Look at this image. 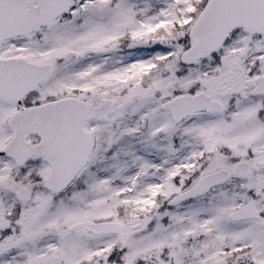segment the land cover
<instances>
[{
	"label": "snow or ice",
	"instance_id": "snow-or-ice-1",
	"mask_svg": "<svg viewBox=\"0 0 264 264\" xmlns=\"http://www.w3.org/2000/svg\"><path fill=\"white\" fill-rule=\"evenodd\" d=\"M0 264H264V0H0Z\"/></svg>",
	"mask_w": 264,
	"mask_h": 264
}]
</instances>
